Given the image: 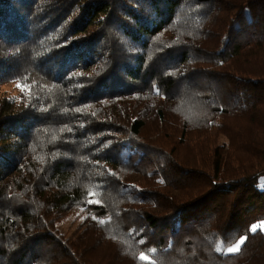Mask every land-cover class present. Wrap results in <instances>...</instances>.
<instances>
[{"label": "trees", "instance_id": "1", "mask_svg": "<svg viewBox=\"0 0 264 264\" xmlns=\"http://www.w3.org/2000/svg\"><path fill=\"white\" fill-rule=\"evenodd\" d=\"M261 177L264 0H0V264H264Z\"/></svg>", "mask_w": 264, "mask_h": 264}, {"label": "rangeland", "instance_id": "2", "mask_svg": "<svg viewBox=\"0 0 264 264\" xmlns=\"http://www.w3.org/2000/svg\"><path fill=\"white\" fill-rule=\"evenodd\" d=\"M23 90V87L20 84H6L4 87L1 88V91H7L14 95H19ZM259 187L264 189V177H261L259 180ZM86 220V215L82 214L81 212H74L70 218L61 223L59 225V229L62 233H67L69 236H72L76 233L78 229L84 224ZM264 224H257L255 225L256 228L260 227L264 231V227H261V225Z\"/></svg>", "mask_w": 264, "mask_h": 264}, {"label": "snow or ice", "instance_id": "3", "mask_svg": "<svg viewBox=\"0 0 264 264\" xmlns=\"http://www.w3.org/2000/svg\"><path fill=\"white\" fill-rule=\"evenodd\" d=\"M90 203L92 201H89ZM100 223H104L103 220H100L99 221ZM261 227H264V224L261 225ZM251 231H256V227L253 226L251 228ZM246 239L245 238H241L238 242H236L233 246L231 247H223L221 244H217L216 246V250L217 251H221L223 250V252L225 254H228V253H237L240 251V247L241 245L244 243V240ZM141 243H143V241H140ZM155 250H151L150 253L148 254H145V253H140L137 258L142 262V264H155V262L150 258L151 257V254L154 253Z\"/></svg>", "mask_w": 264, "mask_h": 264}]
</instances>
